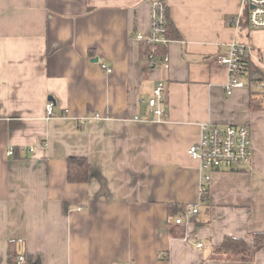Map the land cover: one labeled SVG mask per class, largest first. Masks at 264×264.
Returning <instances> with one entry per match:
<instances>
[{
  "label": "crops",
  "instance_id": "1",
  "mask_svg": "<svg viewBox=\"0 0 264 264\" xmlns=\"http://www.w3.org/2000/svg\"><path fill=\"white\" fill-rule=\"evenodd\" d=\"M153 1L0 0V264L12 249L23 264H264V247L215 254L264 232V100L251 106L257 86L228 94L217 60L243 43L264 70V29L232 22L240 0H161L181 37L150 67L136 35L151 33ZM204 122L246 125L252 144L247 165L212 172L203 202L188 149ZM72 156L88 181L68 180ZM170 205L199 212L178 224Z\"/></svg>",
  "mask_w": 264,
  "mask_h": 264
},
{
  "label": "built area",
  "instance_id": "2",
  "mask_svg": "<svg viewBox=\"0 0 264 264\" xmlns=\"http://www.w3.org/2000/svg\"><path fill=\"white\" fill-rule=\"evenodd\" d=\"M242 11L232 22L235 25L242 23L244 13L247 14V23L252 29H264V0H240ZM165 3L161 0L153 1L152 28L147 36L138 33L136 38L153 46L152 51L146 57L151 65L158 62L155 46L159 44L167 45L171 39L167 36ZM250 48L243 43H232L231 49L227 55H219L217 60L224 64L229 71V78L225 84L228 94H232L234 89L245 87L249 84V79H257V89L262 93L264 100V80L259 79V75H251L248 66L250 57ZM168 57L165 54L160 61L167 62ZM110 72L111 68L105 67ZM166 85L159 82L154 89L153 97L149 100L151 112L157 116L159 121L167 118V111L164 107ZM49 114H54V103L47 104ZM251 131L246 125H219L211 122H204L200 125V134L194 143L188 149L189 155L199 162V170L202 173L201 193L206 189L210 182L213 171L220 169L236 170L247 165L251 160ZM13 149L9 150V154ZM199 212L197 205H188L184 207L181 214L177 217L176 223H189ZM199 247L203 243L198 244ZM25 256H18L17 264L25 262ZM121 264V263H118Z\"/></svg>",
  "mask_w": 264,
  "mask_h": 264
},
{
  "label": "trees",
  "instance_id": "3",
  "mask_svg": "<svg viewBox=\"0 0 264 264\" xmlns=\"http://www.w3.org/2000/svg\"><path fill=\"white\" fill-rule=\"evenodd\" d=\"M247 13V12H246ZM166 14V25L167 31L166 34L170 39H179L181 37L179 30L177 29L175 23L169 16L168 8H165ZM167 46L164 44H159L155 46L156 57L160 61V57L164 56L167 53ZM145 55H149L152 51L153 46L150 44L144 45ZM249 71L251 75L258 74L260 80H264V70L258 67L250 57L247 60ZM154 65H150L152 67ZM257 79L251 78L249 79L248 87L257 86ZM262 93L259 90L252 89V101L251 106L253 108H259L261 105ZM67 178L70 182H86L89 179V162L86 157L80 156H72L68 159V170H67ZM209 197V187L208 184L206 186L205 191L202 194L203 202L206 201ZM170 209L174 210L177 213L182 212L184 206L182 207H175L170 205ZM254 243L250 245L246 240L242 238H235L227 236L221 243V245L215 248V254H220L223 256H228L229 258L238 259L241 261H249L253 258L254 254L264 247V232L260 233H253L252 235ZM13 245V243H12ZM14 248V246H12ZM18 256L16 251L13 249L10 253V262L12 264H17Z\"/></svg>",
  "mask_w": 264,
  "mask_h": 264
},
{
  "label": "water",
  "instance_id": "4",
  "mask_svg": "<svg viewBox=\"0 0 264 264\" xmlns=\"http://www.w3.org/2000/svg\"><path fill=\"white\" fill-rule=\"evenodd\" d=\"M94 61H99V59L98 58H95Z\"/></svg>",
  "mask_w": 264,
  "mask_h": 264
}]
</instances>
